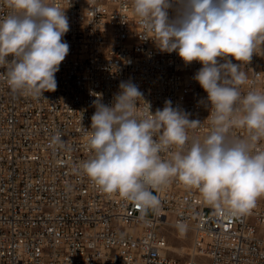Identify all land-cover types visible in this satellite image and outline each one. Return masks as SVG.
Returning <instances> with one entry per match:
<instances>
[{
  "label": "built area",
  "instance_id": "1",
  "mask_svg": "<svg viewBox=\"0 0 264 264\" xmlns=\"http://www.w3.org/2000/svg\"><path fill=\"white\" fill-rule=\"evenodd\" d=\"M53 2L66 8L70 25L57 89L33 98L0 79V264H264V197L249 214L230 215L173 179L152 190L161 203L147 217L74 171L90 156L82 127L91 126L96 94L111 106L122 81L139 87L153 113L171 100L203 122L189 130V146L208 134L210 105L194 79L202 65L161 52L133 16L132 0ZM9 12L0 0V18ZM241 70L248 77L242 94L264 91V51L258 49ZM143 101L140 109L147 112ZM57 132L63 147L51 144ZM247 136L243 128L229 133L230 139ZM257 147L264 148V139ZM161 156L169 159L170 153ZM168 232L185 243L173 244Z\"/></svg>",
  "mask_w": 264,
  "mask_h": 264
},
{
  "label": "clouds",
  "instance_id": "2",
  "mask_svg": "<svg viewBox=\"0 0 264 264\" xmlns=\"http://www.w3.org/2000/svg\"><path fill=\"white\" fill-rule=\"evenodd\" d=\"M3 5L10 12L0 18V68L5 69L0 79L12 92L33 98L54 92L56 73L70 51L63 39L70 30L66 8L53 0H3ZM131 11L161 52H176L186 65H202L194 79L207 93L208 134L202 141L192 138L189 146V130L203 122L190 119L171 100L153 113L139 87L122 81L111 106L96 94L91 126L82 127L90 156L74 171L142 214L159 209L152 190L173 179L230 215L249 214L264 197V148L257 147L264 139V91L242 94L248 77L241 69L258 49L264 51V0H132ZM141 100L147 112L140 109ZM233 128L246 129L248 136L230 139ZM51 144L64 146L60 132ZM177 227L186 231L184 224Z\"/></svg>",
  "mask_w": 264,
  "mask_h": 264
},
{
  "label": "rangeland",
  "instance_id": "3",
  "mask_svg": "<svg viewBox=\"0 0 264 264\" xmlns=\"http://www.w3.org/2000/svg\"><path fill=\"white\" fill-rule=\"evenodd\" d=\"M153 195H155V192H153ZM153 213H154V210H149V211L146 212V216H147V217H151V216L153 215ZM168 234H169V238H170V240L172 241L173 244H175V245H179V244H181V243H185V242H182V241H178L176 238H174V236L172 235L171 232H168ZM187 252H188L187 249H185L184 251L179 250V253H180L181 255H182V254L185 255V254H187Z\"/></svg>",
  "mask_w": 264,
  "mask_h": 264
},
{
  "label": "bare ground",
  "instance_id": "4",
  "mask_svg": "<svg viewBox=\"0 0 264 264\" xmlns=\"http://www.w3.org/2000/svg\"><path fill=\"white\" fill-rule=\"evenodd\" d=\"M185 249H186V248H179L178 251H179V250L184 251ZM187 250H188V249H187Z\"/></svg>",
  "mask_w": 264,
  "mask_h": 264
}]
</instances>
